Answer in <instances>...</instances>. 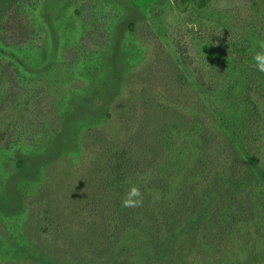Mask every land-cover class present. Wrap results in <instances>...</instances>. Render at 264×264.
Wrapping results in <instances>:
<instances>
[{
	"label": "rangeland",
	"instance_id": "374dc122",
	"mask_svg": "<svg viewBox=\"0 0 264 264\" xmlns=\"http://www.w3.org/2000/svg\"><path fill=\"white\" fill-rule=\"evenodd\" d=\"M198 2L180 12L174 0H0V116L30 102L0 134V195L18 157L44 172L26 209L0 207V264H117L124 249L143 261L149 248L132 234L102 254V208L87 201L106 153L136 146L156 159L163 125L217 109L264 173V72L253 60L264 0Z\"/></svg>",
	"mask_w": 264,
	"mask_h": 264
},
{
	"label": "trees",
	"instance_id": "16d2710c",
	"mask_svg": "<svg viewBox=\"0 0 264 264\" xmlns=\"http://www.w3.org/2000/svg\"><path fill=\"white\" fill-rule=\"evenodd\" d=\"M191 1L174 0L180 12ZM210 3L199 0L198 5L206 8ZM28 107L30 102L11 107L8 120L1 115L0 134H9ZM213 110L189 127L161 126L156 159L142 158L136 146L106 153L87 201L95 213L102 208V227L93 230L103 255H116V247L132 234L147 245L148 256L137 262L124 249L117 264H264V173L226 116ZM30 162L26 156L18 157L3 183L7 193L0 195V207L26 209L27 185L44 178L43 168L32 172ZM130 184L141 188L140 207H122ZM48 222L49 218L39 221L38 230Z\"/></svg>",
	"mask_w": 264,
	"mask_h": 264
},
{
	"label": "clouds",
	"instance_id": "9594fccd",
	"mask_svg": "<svg viewBox=\"0 0 264 264\" xmlns=\"http://www.w3.org/2000/svg\"><path fill=\"white\" fill-rule=\"evenodd\" d=\"M261 51L255 52L253 60L258 71L264 72V41L259 42ZM127 183V181H126ZM143 205V194L141 188L136 184H130L124 193L122 207H140Z\"/></svg>",
	"mask_w": 264,
	"mask_h": 264
}]
</instances>
